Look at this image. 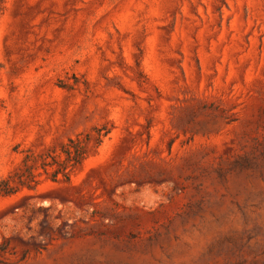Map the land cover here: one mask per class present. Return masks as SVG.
<instances>
[{
  "label": "rangeland",
  "instance_id": "rangeland-1",
  "mask_svg": "<svg viewBox=\"0 0 264 264\" xmlns=\"http://www.w3.org/2000/svg\"><path fill=\"white\" fill-rule=\"evenodd\" d=\"M0 190V264H264V0H5Z\"/></svg>",
  "mask_w": 264,
  "mask_h": 264
},
{
  "label": "trees",
  "instance_id": "trees-1",
  "mask_svg": "<svg viewBox=\"0 0 264 264\" xmlns=\"http://www.w3.org/2000/svg\"><path fill=\"white\" fill-rule=\"evenodd\" d=\"M4 2L5 0H0V16L4 10ZM86 142L83 140H79L78 138L73 139L69 138L68 142L65 143L62 148L61 152L65 154L64 161H59L56 159V155H52V162H46V165H53L56 164L57 168L53 171L56 175L57 173H62L63 176L67 177L70 168H73L77 164H79L85 157L86 154ZM55 177V176H54ZM0 193H5L1 192Z\"/></svg>",
  "mask_w": 264,
  "mask_h": 264
}]
</instances>
